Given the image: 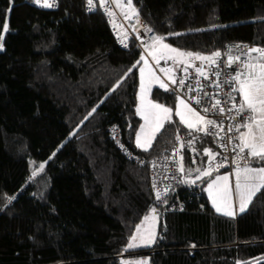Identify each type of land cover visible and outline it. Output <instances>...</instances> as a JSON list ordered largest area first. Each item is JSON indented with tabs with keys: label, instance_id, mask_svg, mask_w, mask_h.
<instances>
[{
	"label": "trees",
	"instance_id": "obj_1",
	"mask_svg": "<svg viewBox=\"0 0 264 264\" xmlns=\"http://www.w3.org/2000/svg\"><path fill=\"white\" fill-rule=\"evenodd\" d=\"M55 2L51 8L0 0V196H16L7 205L0 199V264H124L119 257L130 254L148 264H241L258 257L251 264H264V188L245 211L217 213L203 187L182 175L207 163L210 138L175 115L148 151L137 147L141 51L132 40L127 48L117 44L100 7ZM132 5L156 36L181 51L209 55L241 42L264 49V0ZM152 97L171 107L176 99L159 87ZM122 148L146 159L172 155L177 165L179 153L185 172L178 165L177 188L158 200L147 166L127 159ZM41 163L43 171L31 177ZM246 165L264 162L248 157ZM153 208L154 243L128 250Z\"/></svg>",
	"mask_w": 264,
	"mask_h": 264
},
{
	"label": "snow or ice",
	"instance_id": "obj_2",
	"mask_svg": "<svg viewBox=\"0 0 264 264\" xmlns=\"http://www.w3.org/2000/svg\"><path fill=\"white\" fill-rule=\"evenodd\" d=\"M112 2L116 3L118 6H124L123 0H112ZM35 3L40 4L42 7H53L55 6V0H35ZM100 6L104 7L109 3V0H99ZM87 9L89 11H92L94 8V0H86ZM126 6L130 10V13L125 14V19H131L133 16L137 19V22H139V14L136 12V10L133 8L132 0H126ZM105 11L109 16L113 15V13L105 7ZM113 23H115L113 21ZM3 29L5 32L8 30V25L5 23L3 25ZM148 32H152L151 28L147 29ZM176 35H179L178 33ZM165 38L162 36H153V47L159 43L160 48L156 51H149V55L153 57V59L156 60V63L159 64L160 59H171L175 63H183L182 60H177V57H194L195 59L205 61L209 67L212 66H219V65H225L226 67H231L233 63L239 62L242 64V69H236L235 74L231 76L230 80L224 81V83H238V87H232V92H239L243 99L239 102L236 101V97L232 96L231 93H229L230 100L232 101L231 107L227 110L224 107H221V101L219 99L215 98V95L218 94H212L208 92H203V97H207L210 100L214 99L215 103L210 104V106H204L202 108V111L204 113H208L211 110H215L219 108V112L223 114L225 111L231 112L235 111L236 117H242L243 122L237 123L235 126V131L239 133L237 137H235L236 140H239L238 144H235L233 146V151H235L237 148L239 149V153H244L245 149H248L247 156H242V159H247L248 157H251L255 160H259L264 162V49H257V48H251L248 50L247 53H245L246 56L249 57L248 60L241 61L240 56H232L231 55V49L228 50L227 53H221L219 51L213 52L208 56L202 55L201 53H193V52H184L181 51L178 48H174L169 44L163 43V40ZM3 36H0V50L3 49ZM123 43V40L121 41ZM125 47H127V44H124ZM145 49L148 50L149 46L144 45ZM240 47V46H236ZM257 52L259 53V56L254 58L257 61H259L258 64L251 63L250 61L253 59L250 56V53ZM159 53V55H157ZM175 54V55H171ZM225 55L227 56V62L225 63ZM220 58V59H216ZM141 60H144V56H141ZM139 63V61H137ZM147 63V61H145ZM187 67L185 66L182 70L187 73ZM129 72L131 69L128 70ZM141 71V90L144 91L143 88V69ZM196 72L202 76L204 79H210L211 76L219 77V72H212L210 74H205L203 71V66L196 67ZM125 76H127V73H125ZM158 79V78H157ZM123 82V78L121 80L117 81L116 84L113 86L111 91H115L117 87L120 86V84ZM174 84L177 83L175 79L172 81ZM179 86L181 88L185 87V79L181 78L179 80ZM162 88H165L167 90V86L163 83L160 84ZM211 86V85H210ZM217 86H219L217 84ZM195 89L189 87L188 91H194ZM202 91V90H201ZM179 100V104L176 105V116L180 118V122L185 124L190 130L194 131H202L205 135H215L219 136V132L213 133L210 131V128H219L220 131H223L222 122L221 124H217V121L213 119H206L204 115H201L199 112H197L195 109L191 108L188 103L185 102L184 99L177 97ZM193 100L197 105H200L202 103L201 98H197L195 96L190 98ZM183 106L185 111H181L180 107ZM96 111V108H93L92 111L88 114L89 116L92 115ZM137 113L141 114L145 120V125H141L140 129L136 133V146L142 148L144 151H148L149 148L152 147V141L156 138V133L160 131L161 128L164 127V122H172L171 121V113L172 108L166 107L163 104L154 103L152 101H147L145 103L143 96H141V106L137 108ZM245 113H248L245 115ZM187 115L196 117L197 122L193 123L190 119L187 118ZM236 117H232V119H235ZM88 117H85L87 119ZM200 125V126H198ZM147 126V128H146ZM245 128L246 131L241 132L240 129ZM151 130V136H148V131ZM179 130H177L178 133ZM233 131V126H228V132ZM145 135V140L141 142V136ZM177 140H180L181 137L179 134L176 136ZM197 139L196 137H193L191 140H189L187 143L189 145H192L194 140ZM232 137H229V142L231 143ZM226 146V145H225ZM183 147V144L181 145ZM195 150V149H193ZM204 154L208 155L209 160L208 163L210 165L207 169H191L189 168L187 170V174L190 175L192 171H195L197 175V179H199L201 176H209L211 175V164L214 161L215 157L219 155V153H214L212 149L205 148ZM238 153V154H239ZM55 155V152L53 153V156ZM173 155H176V153H173ZM51 159V157L49 158ZM183 157H181L180 162V171L185 172L184 166H183ZM46 163V162H45ZM45 163H41L38 166H36L32 173L31 177H36L40 172L43 171L45 167ZM193 163H195V159L193 160ZM251 161L249 162V164ZM219 167V165L217 166ZM236 175V184L235 189L237 193L239 194V211L243 212L245 211V208L247 207V204L251 201V198L255 195V193L261 188H264V166L261 167H251V166H245L243 169L237 168V171L235 173ZM223 180L225 183L222 188H218L215 194V197L213 198V203L216 206V211L220 212L222 211L221 203L224 204V214L232 216L234 215V212L231 211L232 204L229 202L228 197L231 194V190L229 189L227 185L228 177H216L215 180L212 181V183H209L208 189L211 192V190L216 187V182ZM153 187L155 188L156 185L153 184ZM165 191H167V186L165 188ZM156 198L159 200L161 198L160 192L156 193ZM0 199H4L7 204H11L13 200L16 199V196H6L2 195L0 196ZM217 200L220 201V203H217ZM166 202V201H165ZM151 212L154 214L156 212V209L153 208ZM145 220L148 219L147 216L144 218ZM141 225L136 226V232H140ZM136 240V236L133 235L130 238V242L128 244V248L136 247L137 245L134 243ZM153 240L145 241L146 244L152 243ZM140 264H143V262H140Z\"/></svg>",
	"mask_w": 264,
	"mask_h": 264
},
{
	"label": "built area",
	"instance_id": "obj_3",
	"mask_svg": "<svg viewBox=\"0 0 264 264\" xmlns=\"http://www.w3.org/2000/svg\"><path fill=\"white\" fill-rule=\"evenodd\" d=\"M123 3L126 4V0H123ZM96 7H100L102 12L105 14L106 20L109 23L110 29L118 45L123 48H127L129 47V40H132L139 48L141 53L150 59L149 49L146 50L144 45L146 44L150 47V45L153 43L152 37L156 36L154 30H152V32H148L147 29L150 27L144 24L140 19L139 22H137V19L134 16L131 19H125L126 13L120 11L116 7L115 3L112 2V0H109V3L104 7L100 6L99 0H94L93 9H95ZM105 7L108 8L113 13V15L109 16L105 11ZM113 21L115 23H113ZM122 40L123 43L121 42ZM124 44H127L128 46L125 47ZM251 48L260 49L258 47L253 46L252 44L241 42L224 44L218 47L214 52L219 51L221 53H227L228 50L231 49L232 56H240L241 61H244L249 59V57L246 56L245 53H247L248 50ZM250 56L253 58L250 61L251 63H259V61L254 59L259 56V53L252 52L250 53ZM224 59L226 63V55ZM198 66H203V71L205 72V74L219 72L220 76L218 78L215 76H211L210 79H204L196 72V67ZM242 67V64H240L239 62L233 63L231 67H226L225 65L209 67L205 61L190 57L189 64L187 67V73L183 72L182 74H180L176 78V84H174L173 82H167V90L175 93L176 96L184 99L185 102L188 103L191 108L195 109L201 115H204L206 119H213L217 121V124H221L222 122L223 131H220L219 128H210V131L213 133L219 132V136L208 135L210 138L211 147L215 150L214 153H219V155L215 157L214 161L211 164V168L214 169V171H218L224 168L231 173L232 169L235 166H244L248 163V158H241L242 156H247L246 149L244 153H239L238 148L233 151V146L239 143V140L235 139V137L239 135V133L235 131V126L237 123H242L243 119L242 117H236V113L234 110L231 112L225 111L223 114H221L219 112V108H217L215 110L210 109L208 113H204L202 111V108L204 106H210V104L215 103V100H210L207 97H203V92L212 93L214 95L218 94L215 95V98L219 99L221 101L220 106L224 107L227 110L231 107L232 103L228 95L229 93H231L232 96L236 97L237 102L241 101L243 97H241L239 92H232V87H238V83H224V81L230 80L231 76L235 74V70L242 69ZM181 78L185 79L184 88H181L178 83ZM217 84L219 86H217ZM189 87L195 90L189 92ZM193 96L201 98L202 103L200 105H197L193 100L190 99ZM247 114L248 113H245V115ZM232 117L236 118L232 119ZM229 125L233 126L232 132H228ZM240 131L244 132L246 131V129L241 128ZM229 137L233 138L231 143L229 142ZM122 152L124 153L127 159L132 160L137 164H144L147 166L150 183L152 187L153 184L156 185L155 188L153 187L156 193L160 192V194L163 195L169 192L170 190L173 191L177 188V184L179 181V172L178 165L174 156L157 155L146 159L134 154L128 148H122ZM207 164L209 165V163ZM218 165L219 167H217ZM166 186L167 191H165Z\"/></svg>",
	"mask_w": 264,
	"mask_h": 264
},
{
	"label": "rangeland",
	"instance_id": "obj_4",
	"mask_svg": "<svg viewBox=\"0 0 264 264\" xmlns=\"http://www.w3.org/2000/svg\"><path fill=\"white\" fill-rule=\"evenodd\" d=\"M30 1L35 2V0H30ZM163 43H166V42L163 40ZM159 48H160V44L159 43H157L154 47H153V43H152L150 45V47H149V51H156ZM157 55H159V53H157ZM171 55H175V54H171ZM150 58H151V60L149 58H147L146 56H144V60H141L140 65L138 67V88H137L136 111H137V108L139 106H141V96H143L145 103H147V101L150 100V101H152L154 103L163 104L166 107L172 108V113H171V118H172L173 115L176 116V114H175L176 113V105L179 104V100L177 99L178 96H176L174 106L171 107L169 104H166L164 102L155 100L152 97V90L155 87H159V88L165 90V88H162L160 86V84L163 83V84H165L167 86V82H172L173 79L176 80V78L178 77V73L181 72L182 69L185 66H188L189 57H187V56H185V57H177V60H182L183 63H175L171 59H161V62H159V64H157L155 62L156 60L153 59L152 56ZM145 61H147V63H145ZM141 69H143V88H144L143 92L141 90V84H142L141 71H140ZM180 110L182 112L185 111L183 106L180 107ZM137 114H138V116L140 118V125L138 127V130H139L141 125H145V120H144V118H143V116L141 114H139V113H137ZM186 116L193 123L197 122L196 117L189 116L187 114H186ZM176 117L180 121V118L178 116H176ZM183 125L186 126L185 124H183ZM198 126H200V125H198ZM146 128H147V126H146ZM148 136L149 137L151 136V130L148 131ZM145 138H146L145 135L142 134L141 142H143L145 140ZM210 149H212V151L215 152V150L212 147ZM207 158H208L207 159V163H208L209 157H207ZM177 161H179L178 165L180 166L179 163L181 162V155L179 153L177 155ZM207 163L205 165L201 166L200 169L209 168V165ZM225 174H226V171H223V170L222 171H214V169H212L211 170V175H209V176H201L199 179L196 178L197 175H198L196 172L194 174H190V175H188L186 173H183L182 175H183V177H185V179H187V180L189 179L195 185H200L201 187H203V190L206 191L207 195H209L210 201H211L213 207L216 210V206L213 203V198L215 197L217 189L218 188H222L225 182L223 181V185H219V183L216 182V187H214L211 190V192L208 189V185H209V183H212V181L215 180L216 177H223V176H225ZM230 190H231V194L229 195L228 200L232 204V208L234 210V203L236 202V197H235V193H234L235 191L232 189V187H230ZM217 203H220V201L217 200ZM221 208H222V211H220V212L216 211V212L220 213V214H224V211H223L224 204H222V203H221ZM147 217H148L147 220H145L144 219L145 217H144L142 219V221L138 224V225H141L140 232L137 233L136 229H135V231L133 233V235L136 236V240H135L134 243L137 246L133 247V248H128V245H127V249L128 250L146 248V247L151 246L154 243L155 238H156V231H157V227H158V214H157V212H155L154 214L152 212H150V213L147 214ZM150 239L153 240V242L150 243V244H146L145 241H148ZM129 242H128V244H129ZM130 255L131 256L121 255L119 258L124 264H140V262H143V264H148L146 257H143L142 255H141V257H139L138 255H132V254H130ZM258 258H254V259H251V260L244 261V263L245 262L253 263L254 261H257Z\"/></svg>",
	"mask_w": 264,
	"mask_h": 264
},
{
	"label": "crops",
	"instance_id": "obj_5",
	"mask_svg": "<svg viewBox=\"0 0 264 264\" xmlns=\"http://www.w3.org/2000/svg\"><path fill=\"white\" fill-rule=\"evenodd\" d=\"M115 5H116V7H117L120 11H122V12H124V13H130V10L127 8L126 4H124V6H118V5L115 3ZM133 8H134V7H133ZM150 57H151V55H150ZM189 59H190V57H189ZM150 60H151V58H150ZM188 61H189V60H188ZM155 62H156V61H155ZM160 62H161V59H160ZM183 72H184L183 70H182L181 72H179V73H178V76H179L180 74H182ZM240 95H241V94H240ZM241 97H242V95H241ZM247 152H248V149H247ZM246 166L257 167V166H252V165H246ZM238 167H239L240 169H243L245 166H235V167L232 169V172H231V173L228 172L227 170H223V171H226L225 176L228 177L227 185H228L229 189H230V187H232V189L235 191L234 193H235V197H236V202L234 203V210H233V208H231V211L234 212V215H232V216H235V215H237V214L240 212V211H239V205H240L239 194L237 193V191H236V189H235V184H236V175H235V173H236ZM217 183H219V185H223V180L217 181ZM234 183H235V184H234ZM204 193H205L206 196L208 197V200H209L211 206L213 207V205H212V203H211V201H210L209 195H207L206 191H204ZM248 204H249V203H248ZM248 204H247V206H248ZM213 208H214V207H213ZM214 209H215V208H214Z\"/></svg>",
	"mask_w": 264,
	"mask_h": 264
},
{
	"label": "water",
	"instance_id": "obj_6",
	"mask_svg": "<svg viewBox=\"0 0 264 264\" xmlns=\"http://www.w3.org/2000/svg\"><path fill=\"white\" fill-rule=\"evenodd\" d=\"M241 264H251V263H250V262H245V263L243 262V263H241Z\"/></svg>",
	"mask_w": 264,
	"mask_h": 264
}]
</instances>
